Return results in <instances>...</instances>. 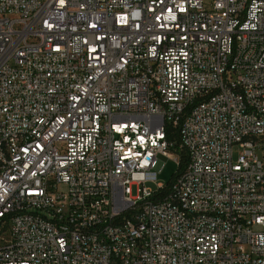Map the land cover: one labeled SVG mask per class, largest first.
I'll return each mask as SVG.
<instances>
[{"label": "built area", "instance_id": "built-area-1", "mask_svg": "<svg viewBox=\"0 0 264 264\" xmlns=\"http://www.w3.org/2000/svg\"><path fill=\"white\" fill-rule=\"evenodd\" d=\"M0 264H264V0H0Z\"/></svg>", "mask_w": 264, "mask_h": 264}, {"label": "rangeland", "instance_id": "rangeland-1", "mask_svg": "<svg viewBox=\"0 0 264 264\" xmlns=\"http://www.w3.org/2000/svg\"><path fill=\"white\" fill-rule=\"evenodd\" d=\"M239 150L238 148H234V159L238 157ZM160 166H164L161 174L158 177L157 183H147L145 187L153 192L158 190V185H162L164 187H169L171 183L174 181L176 174L179 171V166L176 162L170 161L166 158H159ZM138 195V187L134 186L132 188V196L137 197Z\"/></svg>", "mask_w": 264, "mask_h": 264}, {"label": "trees", "instance_id": "trees-1", "mask_svg": "<svg viewBox=\"0 0 264 264\" xmlns=\"http://www.w3.org/2000/svg\"><path fill=\"white\" fill-rule=\"evenodd\" d=\"M186 163H187V162H186L185 160L182 162V164H181V170H183V169L185 168ZM179 171H180V169H179ZM179 171H178V172H179Z\"/></svg>", "mask_w": 264, "mask_h": 264}]
</instances>
